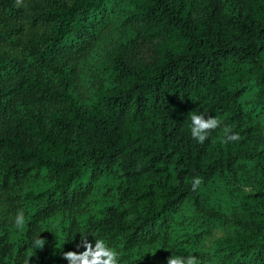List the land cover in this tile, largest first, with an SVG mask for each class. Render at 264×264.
Returning a JSON list of instances; mask_svg holds the SVG:
<instances>
[{"label":"trees","instance_id":"16d2710c","mask_svg":"<svg viewBox=\"0 0 264 264\" xmlns=\"http://www.w3.org/2000/svg\"><path fill=\"white\" fill-rule=\"evenodd\" d=\"M86 230L122 264H264V0H0V264Z\"/></svg>","mask_w":264,"mask_h":264},{"label":"clouds","instance_id":"9594fccd","mask_svg":"<svg viewBox=\"0 0 264 264\" xmlns=\"http://www.w3.org/2000/svg\"><path fill=\"white\" fill-rule=\"evenodd\" d=\"M191 121L190 135L200 144H203L209 137L210 133L215 129L221 127V121L215 116L192 113L189 117ZM222 143H229L239 139V134L234 133L231 128L223 127ZM202 180L199 176L192 178V187L195 190L200 186ZM12 224L17 231H21L25 226V214L23 210H17L11 217ZM89 231L80 232V242L76 245L77 248L83 247V251H65L62 253L63 258L67 264H122V257L118 250L110 246L102 238L94 237L93 244L87 239ZM31 252L26 256L24 264H29V258L35 255L37 249H43L45 239L40 236V233L31 238L30 241ZM155 252H153L154 254ZM166 264H203L202 260L193 254L188 255H173L167 257Z\"/></svg>","mask_w":264,"mask_h":264},{"label":"rangeland","instance_id":"374dc122","mask_svg":"<svg viewBox=\"0 0 264 264\" xmlns=\"http://www.w3.org/2000/svg\"><path fill=\"white\" fill-rule=\"evenodd\" d=\"M256 186H259L258 183L256 181H250V182H247L244 186H243V190H246V189H253L255 188ZM223 230L222 229H213L211 231V234L210 236H208L206 239H211L215 236H219L221 234H223Z\"/></svg>","mask_w":264,"mask_h":264}]
</instances>
